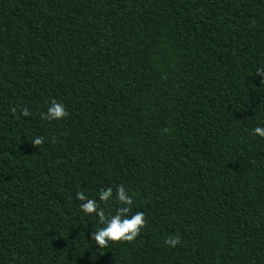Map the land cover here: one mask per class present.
Returning a JSON list of instances; mask_svg holds the SVG:
<instances>
[{
    "label": "trees",
    "instance_id": "trees-1",
    "mask_svg": "<svg viewBox=\"0 0 264 264\" xmlns=\"http://www.w3.org/2000/svg\"><path fill=\"white\" fill-rule=\"evenodd\" d=\"M260 68L264 0H0V264H264ZM119 185L147 224L99 248Z\"/></svg>",
    "mask_w": 264,
    "mask_h": 264
},
{
    "label": "clouds",
    "instance_id": "clouds-1",
    "mask_svg": "<svg viewBox=\"0 0 264 264\" xmlns=\"http://www.w3.org/2000/svg\"><path fill=\"white\" fill-rule=\"evenodd\" d=\"M256 75L264 77V68L257 69ZM261 83H264V80ZM12 111L15 113L16 109L13 108ZM20 111L24 116L31 114L27 107H21ZM69 115L66 106L56 100L51 102L46 112L41 113V117L49 121L62 120ZM252 134L264 138V127H255ZM31 142L39 148L45 143V139L38 136ZM112 197L113 189L111 187L101 189L100 202L108 203ZM76 199L83 202L80 204V210L83 213L95 215L98 217V223L103 225L91 234V239L99 248L108 247L110 243H131L140 236L141 230L146 227V216L142 211H137L129 216L134 200L123 185L117 186L116 189V202L122 206L117 207L114 214L112 212L106 214L101 204L96 199L87 197L84 192H78ZM164 243L170 247H176L181 244V238L179 235L170 236L165 239Z\"/></svg>",
    "mask_w": 264,
    "mask_h": 264
}]
</instances>
